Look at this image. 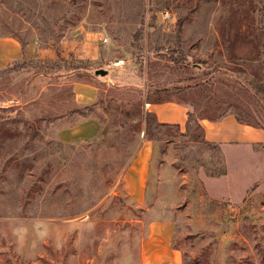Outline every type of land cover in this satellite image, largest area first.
<instances>
[{"label": "rangeland", "instance_id": "1", "mask_svg": "<svg viewBox=\"0 0 264 264\" xmlns=\"http://www.w3.org/2000/svg\"><path fill=\"white\" fill-rule=\"evenodd\" d=\"M0 49L22 52L0 76V264H141L164 220L183 264H264V141L224 150L148 110L264 131V0H0ZM78 84L97 100L78 103ZM84 115L100 135L60 141ZM144 138L139 205L124 172Z\"/></svg>", "mask_w": 264, "mask_h": 264}, {"label": "crops", "instance_id": "2", "mask_svg": "<svg viewBox=\"0 0 264 264\" xmlns=\"http://www.w3.org/2000/svg\"><path fill=\"white\" fill-rule=\"evenodd\" d=\"M20 57L22 52L18 49H0V70L10 66L13 59H20ZM110 73L107 77H110ZM102 81L111 80L102 79ZM98 91L97 85L78 84L76 90L78 103L85 105L94 103L97 100ZM148 110L156 116L159 123L176 125L181 132L187 130L190 113L188 106L173 101L148 103ZM199 121L204 130V143L224 150L233 144L242 146L264 141L263 130L248 127L240 123L233 115H228L220 121L210 119ZM100 132L101 125L90 118L61 129L58 137L63 143L69 144L96 139ZM154 147L155 144L151 140L144 138L137 154L124 172L128 192L139 205L144 204L146 200ZM174 231V223L170 220L151 222L141 246V264H183L181 252L172 246Z\"/></svg>", "mask_w": 264, "mask_h": 264}, {"label": "trees", "instance_id": "3", "mask_svg": "<svg viewBox=\"0 0 264 264\" xmlns=\"http://www.w3.org/2000/svg\"><path fill=\"white\" fill-rule=\"evenodd\" d=\"M8 67H10V66H8ZM8 67H6V69H4V70H0V76L3 75V74H6L7 72H11L12 71V69L11 68H8ZM260 99H263V98L260 97ZM87 109H89L90 111H92L93 108L90 107V108H87ZM84 117H85V119H90V117H88V116H85L84 115ZM199 120H200L199 118L194 117L193 116V113L190 112L189 113L188 122H187V131L189 132L191 130L192 126H195L196 127L195 128V131L196 132L199 131V130H201L202 133L204 134V130H203V128H202ZM146 121H147L148 128L146 130L145 136H147L149 134V129L151 128V122L148 119H146ZM239 122L242 123V124H244L241 121H239ZM156 127L158 129H164V130H168V129L174 127V128H177L179 130V132H181L180 131V128L178 126L171 125V124H162V123H159L158 120L156 121ZM167 136H169V135H167ZM165 137L166 136H164L163 138H159V139L160 140H163V139H165Z\"/></svg>", "mask_w": 264, "mask_h": 264}, {"label": "built area", "instance_id": "4", "mask_svg": "<svg viewBox=\"0 0 264 264\" xmlns=\"http://www.w3.org/2000/svg\"><path fill=\"white\" fill-rule=\"evenodd\" d=\"M102 41H103V43H107L108 39L107 38H103ZM123 64H124L123 60H118V61H115L113 65H107L106 68L107 69H111L112 67H119V66H121Z\"/></svg>", "mask_w": 264, "mask_h": 264}, {"label": "water", "instance_id": "5", "mask_svg": "<svg viewBox=\"0 0 264 264\" xmlns=\"http://www.w3.org/2000/svg\"><path fill=\"white\" fill-rule=\"evenodd\" d=\"M109 74V71L108 70H106V69H99V70H97L96 72H95V75L96 76H101V77H105V76H107Z\"/></svg>", "mask_w": 264, "mask_h": 264}]
</instances>
